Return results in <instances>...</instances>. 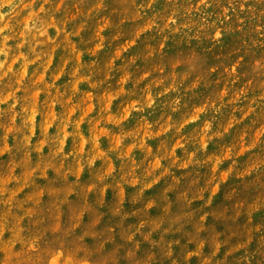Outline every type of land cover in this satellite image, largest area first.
Here are the masks:
<instances>
[{
	"label": "rangeland",
	"instance_id": "obj_1",
	"mask_svg": "<svg viewBox=\"0 0 264 264\" xmlns=\"http://www.w3.org/2000/svg\"><path fill=\"white\" fill-rule=\"evenodd\" d=\"M171 5L158 30L141 23ZM69 85L84 110L103 102L111 122L122 106L131 126L109 160L119 176L99 188L94 169L36 139L75 115ZM173 120L190 144L175 136L172 167L160 160L145 184L138 165L173 140ZM63 131L59 150L74 154ZM105 131V146L122 143ZM10 244L41 250L40 264H264V0H0V255Z\"/></svg>",
	"mask_w": 264,
	"mask_h": 264
},
{
	"label": "clouds",
	"instance_id": "obj_2",
	"mask_svg": "<svg viewBox=\"0 0 264 264\" xmlns=\"http://www.w3.org/2000/svg\"><path fill=\"white\" fill-rule=\"evenodd\" d=\"M45 3H47V0H45ZM146 7H150L154 9V5L152 3H147L145 5ZM174 5H171L170 7H167L163 9L160 12H157L155 16H150L147 21L142 20L141 23H150L155 26V28L158 30L161 25L165 23V21L168 19L169 15L176 16L177 13L173 11ZM54 12V7H49L47 9H43V19H47L49 15H51ZM178 18V17H177ZM117 31L115 28L112 29V38H116ZM124 38L128 40H137L140 41L143 38L137 37V35L134 32L127 33ZM95 41L93 40L90 42L87 47L91 48L92 43ZM121 41L119 39H116V44H119ZM50 47V46H49ZM115 47V45H113ZM44 49H41V52L39 56L41 57V63L44 62ZM145 52H147V49H145ZM131 55V53H128L125 55L124 59L128 60V56ZM70 60H73L72 63H69L66 68L67 72L71 73L73 68L76 67L74 63V58L69 57ZM107 60L105 61V64H107ZM128 63L130 65H134L135 61L128 60ZM83 67V66H81ZM61 70L60 65L53 66L52 71L57 72ZM146 70L150 71V68H147ZM85 72H88L89 69H85ZM92 76L94 79H99L95 75L96 69L91 68L90 69ZM67 79V76L65 77ZM139 78V73L136 74V77ZM125 79H128V77H125ZM39 87H43V85H39ZM115 87V81L113 83V88ZM95 90V89H94ZM69 96L73 97V103L68 105L69 108H76L75 115L71 116V119H68L67 113H62L57 118V124L60 127L61 131L55 135V136H44L41 132L40 135L36 137L37 140L43 139L50 147L57 149L55 153L54 159L57 163H59L60 160L64 159L66 155H71V160L68 161V164H71L74 166V162L78 161L81 168L88 169V170H95L92 175L94 179L92 182H90L91 185H93L95 188L102 187L104 184L109 182V178L113 176V173L115 175L119 176V172L116 168H113L109 165V160L117 161V166L119 165L118 154L124 152V147L128 143V129L131 127L129 126V123H124V113L121 108H116L114 106V116L112 117L111 122L106 120L107 117V110L103 108V102H101L99 107V112H93L91 108H88L87 110H84L83 107L80 105V95L78 93L73 92L71 86L69 85L64 89V95L63 99H67ZM139 96L140 106H144L143 102V95L139 93H130L125 94L121 97L122 100L127 102L130 99L137 98ZM117 103H120L119 101ZM131 109V106H130ZM129 109V110H130ZM46 111V108L43 109ZM84 112V117H86L88 127L83 129L84 137L81 138L80 136V129L78 128L79 123L81 122V112ZM89 113H91L89 115ZM213 121L209 120V126H212ZM93 126H95L93 130ZM171 128L172 133L170 135L173 136V140L167 142V146L161 145V148L159 151L153 153L150 157L146 158L145 161L138 165L141 171L140 180L143 183H147L149 180H151L154 176H159L163 173L164 169L160 165V160H166L168 163L169 168L172 167V160L174 157L171 155V148L172 144L176 143L175 136H179L181 140L184 141V144H190L189 139H185L184 136L179 133V129L181 127V123L179 120H173L171 122ZM67 127L70 129L69 135H71L75 141L74 144V154H69L66 151H60V142L64 138V131L63 129ZM103 128L106 131L103 133V135H106L109 140L112 139V137L115 134H119V138L122 141L120 145H117L115 142L111 144L109 147L108 143L107 146L104 144V140H100L99 136L101 135L100 129ZM55 131V130H54ZM139 135V133H137ZM164 139V138H162ZM196 144H199V141H195ZM97 144H100L103 146L104 151L101 152L98 147H96ZM86 145V147H85ZM137 145H139V141H137ZM179 147L180 145L177 144ZM197 151L199 152V148H197ZM51 156V153H49ZM208 156V153L202 154V159H206ZM159 159H156V158ZM200 157V158H201ZM102 161V163H100ZM99 164V167H98ZM209 168H211V164H208ZM107 169V171H106ZM153 169H159V172L153 171ZM20 251V255L18 256L16 251L12 250V245H8L5 248V253L7 255H0V264H40L38 261V257L41 255V250L39 249H28L24 248ZM44 264H47V259L45 258ZM246 264H252L251 258L247 259Z\"/></svg>",
	"mask_w": 264,
	"mask_h": 264
},
{
	"label": "bare ground",
	"instance_id": "obj_3",
	"mask_svg": "<svg viewBox=\"0 0 264 264\" xmlns=\"http://www.w3.org/2000/svg\"><path fill=\"white\" fill-rule=\"evenodd\" d=\"M178 195V194H177ZM181 198V197H180ZM186 206V205H185ZM168 207V206H167ZM169 208V207H168ZM167 208V209H168ZM196 210V209H195ZM188 213V212H187ZM192 217V216H191ZM169 221V220H168ZM243 222V221H242ZM245 222V221H244ZM199 224V223H198ZM245 224V223H244ZM246 226V225H245ZM133 228V227H132ZM131 229V228H130ZM200 229V228H199ZM198 230V229H197ZM248 230V229H247ZM186 234V233H185ZM185 237V236H184ZM244 238V237H243ZM187 240V239H186ZM193 240V239H192ZM199 240V239H198ZM235 240V239H234ZM187 241H189V240H187ZM241 241V240H240ZM190 242V241H189ZM192 242V241H191ZM198 243V242H197ZM235 243V242H234ZM239 243H241V242H239ZM238 243V244H239ZM190 244V243H189ZM188 245V244H187ZM196 245V244H195ZM200 245V244H199ZM184 246V245H183ZM186 249V248H185ZM198 250V249H197ZM193 251V250H192ZM191 253V252H190ZM184 260V259H183ZM204 262V261H203Z\"/></svg>",
	"mask_w": 264,
	"mask_h": 264
}]
</instances>
